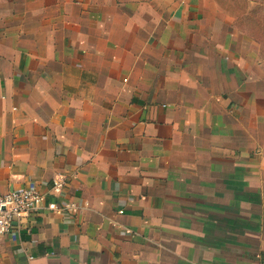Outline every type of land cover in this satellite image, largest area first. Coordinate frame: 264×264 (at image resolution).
<instances>
[{
    "label": "crops",
    "instance_id": "1",
    "mask_svg": "<svg viewBox=\"0 0 264 264\" xmlns=\"http://www.w3.org/2000/svg\"><path fill=\"white\" fill-rule=\"evenodd\" d=\"M218 2L0 0V194L78 205L0 264H264V59Z\"/></svg>",
    "mask_w": 264,
    "mask_h": 264
},
{
    "label": "built area",
    "instance_id": "2",
    "mask_svg": "<svg viewBox=\"0 0 264 264\" xmlns=\"http://www.w3.org/2000/svg\"><path fill=\"white\" fill-rule=\"evenodd\" d=\"M68 187L65 178H54L52 186L44 191L34 188L12 190L0 194V240L13 235L19 222L38 213L45 202L55 199L50 206L56 213L75 212L78 205L72 202L61 203Z\"/></svg>",
    "mask_w": 264,
    "mask_h": 264
},
{
    "label": "rangeland",
    "instance_id": "3",
    "mask_svg": "<svg viewBox=\"0 0 264 264\" xmlns=\"http://www.w3.org/2000/svg\"><path fill=\"white\" fill-rule=\"evenodd\" d=\"M222 8L239 18L240 28L246 36L258 45L260 58L264 59V3H251L249 0H219Z\"/></svg>",
    "mask_w": 264,
    "mask_h": 264
}]
</instances>
